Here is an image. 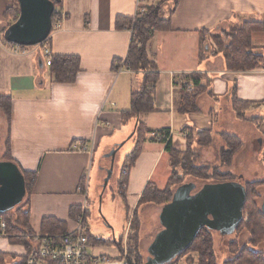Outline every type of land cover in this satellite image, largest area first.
I'll use <instances>...</instances> for the list:
<instances>
[{
	"label": "crops",
	"instance_id": "1",
	"mask_svg": "<svg viewBox=\"0 0 264 264\" xmlns=\"http://www.w3.org/2000/svg\"><path fill=\"white\" fill-rule=\"evenodd\" d=\"M17 1L0 0V98L11 100L9 121L0 119V125L4 122L2 125L6 126L4 140L3 131L0 132V145L2 140L4 142V159L0 157V160L12 162L21 172L37 176L26 194L29 229L0 230L3 264L23 263L29 252L27 246L33 250L42 236V223L46 218L64 223L66 234L75 230V209L77 213L83 208L93 183L98 189L103 188L104 172L107 175L109 170L105 168L107 160L111 167L107 156L117 148L119 151L128 141H132L130 153L137 145L136 128L140 118H125L124 113L131 109L132 93L140 91L144 82L142 72L135 73L128 70L125 63H118L129 55L133 41L129 24L136 15L137 0H61L58 11L64 17V25L61 29H52L46 44L51 59L56 56L80 59L79 71L67 83L56 82L42 46L22 49L5 41L6 31L15 23L10 11ZM174 3L172 0L150 2L149 7L160 8L161 17L170 21V28L155 31L147 46L148 56L159 70V81L155 87V110L143 115L142 122L149 130H169L174 136L172 146L180 153L188 146L186 128L211 132L213 142L207 156L215 147L220 151L225 148L217 144L216 137L233 136L243 146L233 156V171L246 178L264 171V165L258 161L236 160L249 144L247 156L264 155V63L250 71H231L223 56L203 57L201 48L202 34L230 25L264 23V0H179L177 7ZM258 34L261 33L253 34L252 44L264 56V40H255ZM88 72L99 73L104 82L101 107L93 118H86L80 112L79 101L75 99L79 91L76 79ZM192 75L199 77L202 86L198 111L181 113L178 111L181 85L185 77ZM58 84L64 85L68 93L66 110H57L50 103L52 91ZM188 89L191 91L192 87ZM234 101L243 103V116L233 107ZM255 141L259 142L257 150ZM85 146L93 148L92 154L90 150L88 153L79 150ZM6 152L8 159H5ZM129 154L125 155L124 166L115 174L112 189L115 198L123 202L126 224L114 225L110 231L100 228L98 235L90 228L91 255L112 259L124 256L115 246L97 244L96 240L103 239L121 240L126 247L131 244L132 249L128 250L131 255L136 253L134 247L137 246L142 256L148 253L155 236L162 230V207L143 206L147 208L146 214H142L139 202L149 184L163 190L169 183L171 165L166 145L156 141L142 144V153L124 172L126 184L120 194L117 182ZM215 159L218 160L217 154ZM5 215H0V223H6ZM14 235H19L21 240L26 237V244L10 239Z\"/></svg>",
	"mask_w": 264,
	"mask_h": 264
},
{
	"label": "trees",
	"instance_id": "2",
	"mask_svg": "<svg viewBox=\"0 0 264 264\" xmlns=\"http://www.w3.org/2000/svg\"><path fill=\"white\" fill-rule=\"evenodd\" d=\"M55 3V12L53 14V21L57 18L58 10L62 6V1L59 2L57 0H53ZM168 1V0H167ZM174 6L177 7L179 0H172ZM10 15L15 17V22L17 21L20 15V7L18 1L16 5L11 9ZM163 22L166 24V27H163ZM134 25L133 30V41L130 47L129 55L124 62L125 66L128 70L133 71L135 73L142 72L144 74V82L142 89L138 92L132 93L131 100V109L130 111L124 113V117H133L139 120L138 126L136 128V133L138 135L137 145L135 149L129 154L126 160V166L123 168V172L126 169H129L134 165L140 154L142 153V144L146 141H156L161 142L166 145V151L170 155V165H171V177L167 187L163 190L158 189L153 184H149L146 190L144 191L141 199L140 205L146 204H156L158 206H164L172 201L173 194L175 192V188L183 185L184 177L195 176L199 179L206 180H215L216 183L229 182L234 181L236 178L232 176L230 173L219 174L217 173L214 176L206 177L202 173H197L196 168L194 169L191 165L192 151L196 146H204L211 143V132L210 131H195L189 128H186L184 132H187L188 135V146L185 152H178L172 146V140L169 139L170 131L169 130H160L153 131L149 130L145 127L144 123L141 120L143 115L148 113H152L155 110L154 104V95H155V87L157 82L159 81V70L154 62H152L148 56L147 46L151 41L153 34L158 30H167L170 28V21L163 20L160 14V8L157 6L148 7L146 13L138 16V18L134 21H130V26ZM162 26V27H161ZM236 27V26H235ZM225 33V32H224ZM255 33H264V23L263 22H248L242 25H238L235 28V31L232 33H227L229 39L226 45L220 46L221 54L225 60L226 66L231 71H250L257 69L261 64L264 63V56L261 54H257L254 52L253 47V34ZM207 34V33H205ZM210 34V33H208ZM226 35V34H225ZM49 40L46 41L48 43ZM26 48V47H21ZM220 53V52H219ZM80 59L78 57H69V56H56L52 58L51 61V71L55 77L56 82L58 83H67L73 80L74 75L79 71ZM200 79L198 76L192 75L185 77L183 80V84L181 85V100L178 103V111L181 113H195L198 111L197 101L199 96L201 95L202 86L200 85ZM188 86H191V91L188 89ZM3 101H7L9 105H3ZM10 98H0V107L2 110H5L10 116L11 113V104ZM238 104L242 105L239 101H236ZM241 109V110H238ZM236 108L239 115L243 116L242 108ZM245 109V108H244ZM246 110V109H245ZM159 134L162 137V140H159L156 136ZM148 136V138H147ZM152 136V137H151ZM237 140V144L240 145V140L230 136L225 135L224 140L226 143L231 140ZM233 145L232 142L229 144ZM224 148L221 151V159L223 160L224 165H229L232 162L233 156L235 154V150L232 148ZM190 155V156H189ZM193 157V156H192ZM180 166V167H179ZM26 181V191L30 192L32 188V184L36 179L37 174L33 173H25L22 172ZM177 179H176V178ZM121 178V177H120ZM175 179L176 182H173ZM220 179V180H218ZM123 184H126V178L123 177ZM172 180V182H171ZM122 181V179L120 180ZM171 183V184H170ZM197 186V185H196ZM176 188V189H177ZM247 202L244 209V214L248 216V220L246 222H242V224L236 229L235 233L239 231H246L250 235L249 243L245 247L239 246L237 242L231 244L230 249H233L232 254L234 258L231 261L226 262V264H264V253L256 250V247L264 244V216L260 214L255 204V195L256 190L253 187V184H249L247 186ZM28 204H26L27 206ZM82 207L78 209L76 213L75 209V222H77L78 217L82 214ZM17 220L14 223H7L8 232H12L13 230L18 231L23 227V230L28 228L27 217L29 216V209L27 207L26 210L20 209L17 211ZM16 223V225H15ZM65 224L57 221L52 218L44 219L42 223V235H65L67 232L64 230ZM18 229V230H17ZM29 229V228H28ZM31 233V231H30ZM19 235H14L13 238L10 239H18ZM89 241V245L91 242V238ZM26 237H23L21 240L26 244L24 240ZM18 241V240H17ZM28 241V240H27ZM99 245H108L110 246L119 245L117 247L118 250L124 254L123 245L117 240V245L114 241H106L103 239L96 240ZM137 241V240H136ZM121 244V245H120ZM136 244V242H135ZM27 246V245H26ZM109 246V245H108ZM28 254L32 252V248L30 249L29 245ZM193 253L197 254L199 260V264H216V254L214 249V242L212 237V231L207 229H203L193 244L183 252L179 257L173 260L169 264H180L185 258L186 263L190 264L188 259H190V255ZM136 258L138 260V264H143L141 257L137 254ZM27 257H25L24 261ZM23 263L21 264H24ZM4 263V256L0 254V264Z\"/></svg>",
	"mask_w": 264,
	"mask_h": 264
},
{
	"label": "water",
	"instance_id": "3",
	"mask_svg": "<svg viewBox=\"0 0 264 264\" xmlns=\"http://www.w3.org/2000/svg\"><path fill=\"white\" fill-rule=\"evenodd\" d=\"M61 2V0H57ZM20 16L6 31L5 41L20 47L45 43L53 29V0H18ZM118 148L107 158L105 191L114 173ZM26 181L19 167L0 160V215L10 213L26 195ZM247 192L240 181L205 184L197 190L194 183L178 187L172 201L162 207V230L155 236L143 264H169L190 248L203 229L229 235L235 233L243 219Z\"/></svg>",
	"mask_w": 264,
	"mask_h": 264
},
{
	"label": "rangeland",
	"instance_id": "4",
	"mask_svg": "<svg viewBox=\"0 0 264 264\" xmlns=\"http://www.w3.org/2000/svg\"><path fill=\"white\" fill-rule=\"evenodd\" d=\"M165 2V0H164ZM163 6V5H162ZM15 20V17H14ZM165 20V19H163ZM163 27H166V24L163 22ZM162 27V26H161ZM237 27V26H236ZM235 26L230 25L226 28L220 29L218 31H214L213 33L210 34H202V52H203V57H206V55H221V51H220V46L221 45H226V43L228 42L229 39L227 36V33H232L235 31ZM225 32V33H224ZM226 34V35H225ZM255 40H264V33L258 34L256 35V39ZM220 52V53H219ZM254 52L257 54H263V52L260 49H254ZM43 56L44 58H46V54L43 51ZM3 105H9V103L7 101H3ZM233 107L236 109L242 108V105L238 104L236 101L233 102ZM241 110V109H238ZM0 119L1 120H8L9 121V115L5 110H2V108L0 107ZM4 123V122H3ZM2 123V124H3ZM0 125V132L3 131V140L4 135L6 134V126L5 125ZM1 137V138H2ZM3 140L1 141V145H0V157H2V154L4 153V142ZM216 140H218L219 145L223 144V148H229V144L230 142L233 143V145L230 146V148H234L235 153L242 150V142H240V145L237 144V140H231L230 142L226 143L224 138L220 139L219 137H216ZM213 142V138L211 137V143ZM211 143L204 145V146H198L197 148H194V150L192 151V156H190L191 158V165L193 166V168L197 169L198 171H196L197 173H202L204 174L206 177L208 176H214L217 173L219 174H226V173H230L232 174V176L234 178H238V173L236 171H233V169L231 168V164L229 165H224L223 164V160L221 159V151L219 150V148L215 147L216 150L212 151L210 156H207V154H210L207 149L210 147ZM255 144V150H257V147L259 145V142L255 141L253 142ZM125 145V144H124ZM252 145V144H251ZM122 146V145H121ZM218 146V145H217ZM132 147V141H128V143H126L125 146H123L117 153L115 161H114V173L112 175V178L109 182V186L107 187L108 190L104 195V191L102 187H100V189H98L95 184L93 183L91 185V189L89 192V199H88V203H89V210L87 213V223L88 225H90V228L92 230V232L97 233V235L99 234V230L98 229H103L104 231H110L112 226H117L120 227L122 224H126L125 222V215L124 212L122 210L121 205L123 204L121 199H117L115 198V192H113V182L114 179L116 178V173L119 167H123L124 166V160H125V155L129 154L130 152H128ZM200 147V148H199ZM205 147V148H204ZM245 147V146H244ZM246 149H244L242 151V153L238 154L236 157V160H239L241 162H243V160L245 159L246 161L251 162L252 160H254L255 162L258 161L260 162L262 165H264V155L262 156H258L255 158L252 156H247V150L250 148V144L245 147ZM8 150V146L6 148ZM90 151L93 148H88ZM204 149L206 151H204ZM89 151V152H90ZM8 152V151H7ZM6 152V158H9V153ZM88 153V152H87ZM92 154V151H91ZM213 154V156H212ZM216 154L218 155V160L215 159ZM98 157V156H96ZM2 159H4L2 157ZM96 163L95 166L98 162L97 158H95ZM217 160V161H216ZM108 163H106L105 168L106 169H110V160H107ZM180 167V166H179ZM231 168V169H230ZM240 168V167H238ZM95 171V170H94ZM95 173V172H94ZM105 178L106 179L107 175L104 172ZM172 175V174H171ZM170 175V177H171ZM125 176V173L123 172V169L121 171L119 180L117 182V188L118 190L121 192L120 194L123 193V188H124V180L123 177ZM261 178L264 179V172L261 173L260 175ZM176 178V177H175ZM122 179V181H120ZM177 179V178H176ZM255 179L254 175H249L247 180L248 181H253ZM220 180V179H218ZM170 181V179H169ZM172 182V180H171ZM173 182H176L175 179H173ZM183 184L186 183H194L197 185V190H199L200 188H202L205 184H212V183H216L217 181L215 180H206V179H199L195 176H188V177H184L183 179ZM263 182V181H262ZM103 183V182H102ZM104 184V183H103ZM171 184V183H170ZM177 188V187H176ZM176 188L174 190H176ZM82 189V188H81ZM263 192V190H262ZM27 194V193H26ZM27 195H25V198L23 200V202L20 205H16L15 209L12 210L10 213L6 214L5 216V221L6 223L10 222V223H14L15 220H17V211L20 209H27L26 206V201H27ZM85 203V202H84ZM147 205H153V206H157L156 204H146V205H140V206H147ZM162 207V206H160ZM146 208L147 207H143L140 212H142V214H146ZM151 219V218H150ZM130 225L131 222L130 220L127 221ZM149 222V221H148ZM129 226V225H128ZM156 227V226H155ZM120 232L119 235H121V230H118ZM118 235V236H119ZM120 237V236H119ZM118 237V238H119ZM212 237H213V242H214V249H215V254H216V264H226V262L231 261V259L234 258V255L232 254L233 249H230L231 244L234 242H237L239 244V246H241L242 248L245 247L250 240V235L249 233H247L246 231H239L237 233H231L229 235H223L221 233H217V232H212ZM19 242L21 241L20 238L17 239ZM152 240V239H151ZM120 243L122 242L121 240L119 241ZM117 245V242H115ZM125 243V242H124ZM124 243L122 242L121 244L125 247H123V249L126 251L124 253L125 256L128 257L129 262L131 264H138V260L136 258V255L134 256L133 254H130V250L132 249L130 247L131 244L128 245V247H126V245H124ZM120 244V245H121ZM108 245H113V244H108ZM148 243L146 245H144V249L147 247ZM136 246V244H135ZM117 247H120L119 245H117ZM128 248V249H127ZM129 250V251H128ZM134 252H136L135 254L139 255V248L136 246L134 247ZM256 250H259L260 252L264 253V244L262 243L261 245L256 247ZM96 252V251H95ZM91 253H93V251H91ZM148 256V253H144L141 257V260L143 261V263L146 261V258ZM190 259H188L190 264H199L198 263V256L197 254L193 253L192 255H190L189 257ZM181 264H187L186 263V258L183 261V263Z\"/></svg>",
	"mask_w": 264,
	"mask_h": 264
},
{
	"label": "built area",
	"instance_id": "5",
	"mask_svg": "<svg viewBox=\"0 0 264 264\" xmlns=\"http://www.w3.org/2000/svg\"><path fill=\"white\" fill-rule=\"evenodd\" d=\"M151 1L152 0H137L134 21L138 16L146 13ZM63 25L64 17L58 12L53 29H61ZM130 30L133 33V24ZM40 46L44 48L46 58L49 59L47 61V66H51L52 59L49 46L46 42ZM154 136L162 140L159 134ZM169 139H174L173 134L170 133ZM79 150L89 152L86 146ZM82 209V214L78 217L75 230L72 233L65 235H42L37 239V245H33L32 252L27 254L24 264H131L128 257L125 255L119 259H112L108 256H94L89 253L91 230L87 223V213L89 210L88 198H86ZM6 228V223L1 222L0 230L5 231Z\"/></svg>",
	"mask_w": 264,
	"mask_h": 264
},
{
	"label": "clouds",
	"instance_id": "6",
	"mask_svg": "<svg viewBox=\"0 0 264 264\" xmlns=\"http://www.w3.org/2000/svg\"><path fill=\"white\" fill-rule=\"evenodd\" d=\"M79 91L75 99L79 101V110L86 118L95 117L100 110V100L104 94L103 77L96 72L81 73L77 79ZM51 105L57 110L69 107L65 86L58 84L52 91Z\"/></svg>",
	"mask_w": 264,
	"mask_h": 264
},
{
	"label": "flooded vegetation",
	"instance_id": "7",
	"mask_svg": "<svg viewBox=\"0 0 264 264\" xmlns=\"http://www.w3.org/2000/svg\"><path fill=\"white\" fill-rule=\"evenodd\" d=\"M264 172V171H262ZM255 173V179L253 181H248L247 178L244 175L238 176V178L234 181H240L245 189L247 188V186H249V184H253L254 189L256 190V197H255V204L256 207L258 209V211L260 212V214H262L264 216V179L260 177L261 173ZM263 181V182H262ZM263 190V192H262ZM247 192V189H246ZM247 197H248V193H247ZM247 202V200H246ZM246 206V204H245ZM245 209V207H244ZM248 220V216L246 214H244L243 211V219L242 222H246ZM241 222V224H242ZM240 224V225H241Z\"/></svg>",
	"mask_w": 264,
	"mask_h": 264
}]
</instances>
